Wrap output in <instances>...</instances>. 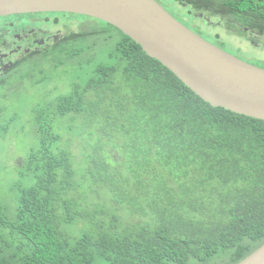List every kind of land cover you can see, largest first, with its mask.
Masks as SVG:
<instances>
[{"label":"trees","instance_id":"obj_1","mask_svg":"<svg viewBox=\"0 0 264 264\" xmlns=\"http://www.w3.org/2000/svg\"><path fill=\"white\" fill-rule=\"evenodd\" d=\"M177 1L264 45V0ZM100 21L68 33L21 79L46 88L30 111L37 142L18 167L33 184L21 188L13 219L0 198V264H189L224 254L218 264H238L264 244V119L212 105ZM63 70L70 89L56 93L49 86ZM6 94L0 141L19 119ZM82 222L92 229L80 236L62 229Z\"/></svg>","mask_w":264,"mask_h":264},{"label":"water","instance_id":"obj_2","mask_svg":"<svg viewBox=\"0 0 264 264\" xmlns=\"http://www.w3.org/2000/svg\"><path fill=\"white\" fill-rule=\"evenodd\" d=\"M41 12L108 22L212 105L264 119V67L202 37L158 0H0V18ZM238 264H264V244Z\"/></svg>","mask_w":264,"mask_h":264},{"label":"rangeland","instance_id":"obj_3","mask_svg":"<svg viewBox=\"0 0 264 264\" xmlns=\"http://www.w3.org/2000/svg\"><path fill=\"white\" fill-rule=\"evenodd\" d=\"M171 14L178 18L181 22L186 24L193 31L206 38L210 42L222 47L228 52L248 61L252 62L250 58L261 59L264 61V45L262 43H255L247 37L238 36L228 31L226 26L221 23V18L215 15H208V12H199L191 5H185L177 0H158ZM57 17L51 18L56 20L55 24H51L48 28L57 34H64L66 32H78L81 30H88V28L101 25V21L95 18L81 15V14H64L59 12H49ZM56 13V14H54ZM27 15V14H26ZM16 16V15H15ZM10 17L7 20L14 19ZM6 20H1V22ZM263 37V36H261ZM38 58H32L21 68L22 77L30 70L34 69ZM22 77L18 79H22ZM68 74L63 70L57 73L54 77V82L49 86L50 89L56 91H68ZM23 84L20 90L17 86ZM46 86L41 84L34 85L31 80L17 81L8 90L0 88V98H3L7 92V99L12 98L10 103L13 112L19 116V119L12 124V127L7 134L0 141V198L7 209L8 215L11 219L15 217L17 212V198L20 194L21 188L29 187L33 184L31 177H24L18 168L22 159L31 151L32 147L37 142V138L33 133L32 124L30 122V111L34 103H36ZM17 97H15L14 95ZM82 126L77 125L76 131L82 132ZM82 144L78 142L76 154L81 160ZM83 224V225H82ZM64 231L71 230L73 235L80 236L84 232L91 230L92 226L89 222H82L79 224H63ZM225 259V254L222 258L216 257L200 261L191 259L189 264H218Z\"/></svg>","mask_w":264,"mask_h":264},{"label":"flooded vegetation","instance_id":"obj_4","mask_svg":"<svg viewBox=\"0 0 264 264\" xmlns=\"http://www.w3.org/2000/svg\"><path fill=\"white\" fill-rule=\"evenodd\" d=\"M57 17V16H54ZM52 14L33 13L0 21V88L9 89L21 81V68L32 58H39L53 46H60L71 32L57 34L48 26L55 24Z\"/></svg>","mask_w":264,"mask_h":264}]
</instances>
